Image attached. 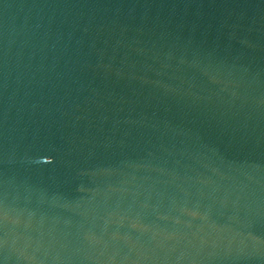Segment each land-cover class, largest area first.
Returning <instances> with one entry per match:
<instances>
[{
    "label": "water",
    "instance_id": "obj_1",
    "mask_svg": "<svg viewBox=\"0 0 264 264\" xmlns=\"http://www.w3.org/2000/svg\"><path fill=\"white\" fill-rule=\"evenodd\" d=\"M0 264H264V0H0Z\"/></svg>",
    "mask_w": 264,
    "mask_h": 264
}]
</instances>
